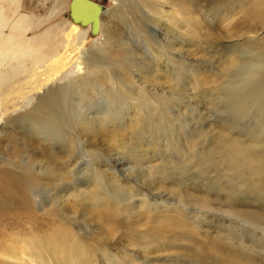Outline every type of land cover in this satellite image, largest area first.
<instances>
[{
  "label": "rangeland",
  "instance_id": "obj_1",
  "mask_svg": "<svg viewBox=\"0 0 264 264\" xmlns=\"http://www.w3.org/2000/svg\"><path fill=\"white\" fill-rule=\"evenodd\" d=\"M70 1L0 0L2 35H10L16 42L29 40L26 49L36 48L44 53L42 62L27 59L22 66L23 74L20 73L11 81L13 87L0 90V128L2 127L0 182L13 173L19 175L20 168L17 169V166H21V170H31L38 177L39 183L41 181L40 185L38 183L39 187L34 188V195L29 198L32 203L33 201L36 203L33 209L28 207L27 202L15 199L14 195L0 203V252L14 243L15 239L22 241L17 247L25 248L28 243H25V239L60 230L73 234L78 241L86 245L87 257H90L93 264L106 263L104 261L106 257L100 251L104 249L103 245L106 246L107 258L119 257L121 260H128L129 264H188L191 252H196L200 244L214 236L227 234L232 243L238 244L239 241L249 247L248 253L256 264H264V235L246 224L235 221L228 214L229 204H233L235 210L248 208L246 202H253V206H257L264 203V194L245 192L235 194L228 200L225 188L219 187L227 176L222 175L225 177L223 179L218 177L217 180L214 178V172L208 170L210 165L216 166L222 172L227 169L222 145L228 143L230 139L242 144L248 143L250 135L257 134V130L264 128L260 127V124L264 123L261 116L253 113L245 117H235L224 103H220L218 97L220 93L218 88L222 87L225 81L236 80L244 67L258 59L235 51L264 43V32L261 34L264 21L261 23L254 20L242 21L256 17L253 8H250L249 17L244 11L241 12L244 0L239 3L228 0H197L198 4L194 8L188 7V0L184 3L177 0H157L161 12L155 14L150 12L142 2L140 8L133 13L134 17H137L136 20H141L142 24L140 28H135L130 23L132 13L123 14L125 12L123 8V12L117 14L115 11L118 5L113 0H92L102 7V13L99 34L91 36L89 26L82 27L69 18ZM182 9L185 10V15L178 13ZM200 9L208 19L207 28H202L203 15L196 12ZM175 12L178 16L173 22H177L180 17L185 22V26L182 24L180 26L185 27L181 34L189 41L184 47L190 49V52L183 55L184 60L176 61L170 56L163 55L162 60L157 63L154 59L155 50H160V45L167 42L166 30L168 26L172 27L169 21L173 20L172 14L175 15ZM120 14L123 15L121 19ZM230 14L233 21L227 24ZM194 18L199 22L192 28L188 25ZM75 26L77 31L73 30ZM80 30H87L89 40L79 47L75 37ZM107 34H116L128 42L129 49L133 52L129 58L137 65L136 68H131L128 65L129 61L125 62L122 57L108 58L109 68L116 72V79L121 80V84L127 85L126 81L130 85L129 82L132 81L135 88L139 87L138 85L144 81L141 80L144 76L139 73L140 67L143 69L145 66L144 69L148 67L162 72L151 74L155 80L157 79L154 83L157 90H152L154 85L150 83L143 87L146 94L160 93L174 113L177 111L176 114H183V119L175 120L176 124L179 122L176 126L181 133L179 145L182 149L178 154L174 153L172 147H165L163 137L156 143L147 140V143L152 145L158 143L157 146H152L155 152L153 153L151 146L146 142L139 144L136 140H130L122 130H116V134L111 135L110 128L113 129V126L103 128L98 125L84 136L78 134L79 140L83 143L81 147L83 152L80 155L82 160L77 162V159L74 163L69 161L64 153H60V148L54 144L50 145L52 148L50 149L45 144L31 143L26 139L27 135H22L27 130L28 122H22L18 117L28 110L33 102L25 106L22 101L26 95L23 96L21 95L23 92L17 93L16 90L28 86L33 79L47 80L46 89L70 85L80 80L86 74L85 70L80 71L77 66L81 58L80 52H88L87 55H91L90 60H98L108 55L103 51L104 36ZM182 47L176 44V48ZM63 57L64 61L61 60ZM4 58L0 56V69L3 68V64L9 62ZM263 59L264 55L261 61ZM171 60L175 61L174 64L170 63ZM176 64L179 71L184 72L180 76L181 79L178 77L180 88L178 86L172 90L171 84L167 83L169 81L164 80L163 70L164 65L172 67ZM150 69L148 70L151 71ZM105 88L108 89L107 85ZM42 93L43 91L36 96L39 97ZM105 101V97L98 96L93 104L79 110L78 114L94 122L101 113L106 115ZM121 102L123 105L118 111L121 113L119 115L131 114L133 102L128 95L121 99ZM21 105L22 107L24 105V108L20 107ZM185 106H188L189 110ZM127 115H124V119H128ZM117 127L118 125L114 124V128ZM70 129L75 134L77 126L69 125L64 132L68 136L66 138L71 136ZM201 132L206 136L201 137ZM41 147L49 149L42 152L44 149ZM144 149L149 151L146 156L142 154ZM194 153H201L202 160L206 157L203 160L207 167L206 171L200 172V169L194 166L195 159L190 156ZM117 160H131L130 164L135 161L134 165H131L134 170L126 174L120 173L122 167ZM167 164L174 169H163L162 167ZM124 166L126 171L129 165ZM146 166L152 167L148 175H145L143 168ZM77 167L79 171L77 170L75 175L73 172ZM93 169L97 171L96 177L102 178L100 171H106L110 174L108 177H112L120 184V190L113 192L117 194H109L106 200L100 189L87 185L85 181ZM161 170H165V174L171 177V180L162 182L160 174H152L160 173ZM101 182L107 183L105 178H102ZM71 187L87 191L89 196L83 200L74 199L68 196L73 191ZM12 188L15 190L16 187ZM26 188L27 186L24 190ZM180 192L190 193L192 196V199L189 198L185 202L188 204L187 209L176 208ZM128 194L136 196L128 200ZM117 195L122 200L114 197ZM156 195L164 197L158 198ZM52 197L53 199L63 197V200L55 204L51 202ZM94 197L101 202H95L96 200L92 199ZM254 200H258V203ZM241 202H245L243 206H240ZM158 231H163V236L156 242L149 236ZM38 254L35 251V255Z\"/></svg>",
  "mask_w": 264,
  "mask_h": 264
},
{
  "label": "bare ground",
  "instance_id": "obj_2",
  "mask_svg": "<svg viewBox=\"0 0 264 264\" xmlns=\"http://www.w3.org/2000/svg\"><path fill=\"white\" fill-rule=\"evenodd\" d=\"M113 1L118 5L115 11L117 14H119V12L121 11L123 12V8L125 10L123 14L127 15L129 13H132V20L130 21V23L135 28H140L142 25L140 22L141 20H136L137 17H134L133 15V13H135V11L140 8L142 2L146 4V7L150 12H153L154 14L156 12H161V8L157 0ZM177 1L179 3H184L186 0ZM228 1H235L236 3L241 2V0ZM244 2L245 3L241 6L242 9H240L241 12L244 11L245 15L248 16L251 12L250 8H253V13L256 15V17L250 18L248 16V19H243L242 21L254 20L258 23L263 22L264 0H244ZM197 4V0H188L189 8H194L197 6ZM196 12L200 13V15H203L202 28H207L209 26V22L206 14L201 11V9L200 11L198 10ZM178 13L180 15L186 14L185 10L183 9ZM178 13L175 12V15L172 14L174 18L172 21H169L172 27L166 26L167 33H165L166 37L168 38L167 42L163 45H160V50H155L154 59L157 61V63L158 61L162 60L163 55L170 56L171 59H174L176 61H181L183 59V55H187L185 53L190 52V49L184 47L188 44L189 41L186 40V38L181 34V32L185 28L180 27L181 24L182 26H185L183 18L180 17L177 22H173L175 20V17L178 16ZM122 17L123 15L120 14L119 19H121ZM228 20L229 21H227V24L233 21L232 15ZM198 22L199 20L197 18H194L193 22L188 26L195 28L194 24ZM2 23L3 22L0 19V27ZM76 29L77 27L75 26L73 30L75 31ZM263 32L264 29L261 34ZM44 35L45 33L41 36L43 37ZM169 35H171V37H169ZM88 36L89 35L87 30L78 31V34L75 38L78 41L77 44L79 47L82 46L86 40H89ZM12 39L13 38L10 35H2L0 29V56L5 57L4 59H7L9 61L6 64H3V68L0 69V90L3 91L4 88L6 89L9 86L13 87L11 85V81L14 80L15 77H18V75H20V73L24 71V68L22 66L27 59H34L36 62H42L44 60L43 52L37 50L36 48L26 49L28 48L27 44L29 43V40H21L19 42H16ZM104 40L105 43L103 51L108 55L104 56L103 58H97L98 60H90L91 58L89 57L91 55H87L88 52H80L81 58L79 59L80 61L77 62V66L79 67L80 71L85 70L84 72L86 74L75 83L59 87H48L46 89L45 84L47 83V80L33 79L31 80L32 82L28 84V86H23L19 90H16L17 93L23 92L21 93V95H26L24 98L22 96V102H24L25 106H28L31 102H33L31 107L18 117L22 120V122H28V126L26 125L27 130L23 132L22 135H27L28 138L27 136L25 137L31 143H35L37 145L45 144V146L48 145L50 149H52L50 145L54 144L56 147H58V149L60 148V153H64L67 156L68 160L73 161L74 163H76L77 159V162L82 160L80 158V155L81 152H83V149L81 148L83 146V143L79 140L78 136H84L85 134H88L92 129L98 127V125L103 128H110L113 126V129L110 128L111 135L116 134V130H122L124 133L126 132V137H130V140H136L137 143L139 142V144L145 142L147 143V140L156 143L161 137H163L165 140V147H172L175 150L174 153L178 154L182 148L179 145L180 129L176 126L179 122L176 124L177 121L175 120L183 119V114L179 113V111V114H176V110V112L174 113L171 110L169 104H167L165 97L161 96L160 93L157 94L156 92H151L150 94H146L143 87V85H145L146 83H150L154 85L152 90H157L158 88H155L154 84L156 83L157 79L155 80V78H153L151 74L157 73L159 71H157L156 69H150L148 67L147 69H144L145 66L143 67V69L142 67H140V71L139 69L138 71L141 75L143 74L144 76L142 79L140 78L141 80H144L142 83H140V85H138L139 87L141 86L140 89L139 87L135 88L134 82L132 81L129 82L130 85L126 81L125 83H127V85L121 84V80L116 79V72L109 68L108 60L113 57H122L125 62L129 61L128 65L131 68H136V63L134 64L130 60V56L133 52L129 49L128 42L124 41L120 37H117L116 34H107L104 36ZM176 44H179L183 47L176 48ZM183 49L186 51H183ZM235 52L246 53L252 58H258V61L256 60L255 63L249 64L244 67L243 71H241L240 75L237 76L236 80L232 82L225 81V84L222 85V87L218 88V91L220 92L218 96L220 99V103H224V105H226V107L230 109L231 114L235 117H245L254 113L264 119V59L261 61L262 56L264 55V43L248 46L247 49H244L242 51L236 50ZM100 57H102V55ZM63 59H65V57L61 58V60ZM61 60L59 61L61 62ZM166 61L169 62V60ZM174 62L175 61L173 60L170 61V63L172 64H174ZM165 65V70H163L164 76L163 74H161L164 77V80L169 81L167 83L171 84L170 89L173 90L178 86L180 88V80L178 79V77L180 78L184 71H179L180 69H178L177 64L176 66L173 65L172 67H165ZM148 69H150L151 71H149ZM119 70L123 69L119 68ZM36 74L32 75L35 76ZM190 83L191 82L189 81L188 84ZM105 85H107L108 89L105 88ZM15 89H13V92L16 93ZM41 91H43L42 95H39V97H37L36 95ZM126 95H128V97L133 102V112L129 115L124 114L128 116V119H124V115L122 114L120 116L119 114L121 113L118 112L123 105L121 99H123ZM98 96H103L106 98V101L104 102V105L106 107V115H102L104 113H101L100 117L95 118L93 122V120H91L90 118L82 117L80 114H78L79 110L93 104ZM129 102L131 101L129 100ZM180 103L183 104L181 100ZM24 105L23 107L22 105L20 107L24 108ZM188 106H185V108L189 110ZM79 115L80 117H78ZM116 118H118L119 120H116ZM71 124L77 126V131H75L76 135L73 133L72 129H70V131L72 132L71 136H69V138H66L68 136H66L64 132ZM114 124L118 125L116 129L114 128ZM262 124H260V127L263 128L264 123ZM1 129L2 127L0 128V131ZM257 131V134L250 135V138L247 140L248 143L242 144V142L230 139L228 143L221 146L222 154L223 157H225L227 168L224 170V172H222L216 166L211 165L208 169L214 172L215 179H217L218 177H221L223 179V177L227 176V178L225 177V181H223V184L221 183L222 186L219 185V187L225 188V190L227 191L226 198L228 200L232 199V196L239 193L244 194L245 192H250L252 194H264V128ZM67 135L69 134L67 133ZM200 136L205 137L206 135L201 132ZM140 137H142L143 139H140ZM75 143L77 146L75 145ZM147 144L151 146V151L155 153L152 146H157L158 143L152 145L148 142ZM41 148L44 149L42 152H45V150L49 149L47 147ZM148 153L149 151L145 149L142 152L144 156L148 155ZM52 154L53 156L55 155V153ZM191 154L190 156L195 159V163H193L194 166H197L200 169V172L205 169L207 170L206 165L203 164V160L206 159V157H203L202 160L200 159L201 153H194L193 155ZM205 154L206 152L203 155ZM130 161H116L122 167L120 169V173L126 174L127 172L134 170V167L131 165H134L135 161H132L133 163L131 162V164L129 163ZM93 164H95V162L92 163V165ZM124 164L129 165V168H126V171L124 169ZM11 166L14 167V165ZM18 168H20L19 175L13 173L11 175H8L4 181L0 182V203L10 195H14L15 199L18 198L20 199V201L27 202L28 207L33 209V206H35L36 203L34 204V201L32 203L29 198L34 195L33 190L34 188L37 189L39 187L41 181L39 183L38 177L31 170H21V166H17V169ZM143 168L145 175H148V172L152 170L151 166H146ZM162 168L169 170L174 169V167H170V164H167V166H163ZM175 169L178 170V168ZM77 170L79 171V167H77L76 171H74L73 174L76 175ZM96 172L97 171H95V169L92 170L88 179L85 181L87 185H93L94 188L100 189L101 195H104L105 199L108 198L109 194H117L113 192H118L120 190V184L112 177H108L107 175L110 174H107L106 171H100V173L102 174V178H105L107 181V183H102V178L96 177ZM165 172V170H161L160 173L152 172V174H160V179L162 182L171 180V177H167ZM171 174L173 175L174 173L172 172ZM222 175L225 176L222 177ZM21 179H24V181H21ZM173 182H176L175 184H178L177 181ZM21 183H23V186H21ZM12 186L16 187L15 190L14 188H12ZM25 186H27V188L24 190ZM71 189L73 191L68 196L73 197L74 199L79 198L83 200L84 198L89 196V194H87V191H80L76 187L74 189L71 187ZM42 190L46 192L43 188ZM189 194L186 192H180L176 203L177 209H179L180 207H187L188 204H185V202L189 198L192 199V196ZM128 195V200L136 196L132 194ZM156 196L158 198L164 197V195ZM114 197L119 200L121 199V197L118 195ZM62 198L58 197L56 199H53L52 197L51 202L58 204L59 201L63 200ZM92 199L96 200L97 198L94 197ZM95 202H101V200H96ZM245 202L239 203L240 206ZM254 202L258 203V200H254ZM245 205L248 206V208L246 207V209L235 210L233 209V204H229V217H231L235 221H239L252 227L254 231H260L264 235V203H259L257 206H253V202H246ZM152 208L156 209L155 206H152ZM126 209L129 210L130 208ZM151 235L152 236L149 237H152L156 242H159V238H162L163 236V231L153 232L151 233ZM180 235L184 234L180 233ZM231 240L232 239L227 234L217 235L210 238L207 242L200 244L196 252H191V258L187 260V263L256 264L251 258L250 253H248L249 247L247 245L239 241H236L238 244H234ZM24 241L25 243L28 242L25 248L17 247V244H20L22 241L15 239L13 241L14 243L9 245L7 249L1 250V264H93L90 257H87V250H85L86 245L83 242L78 241L77 238L69 232H61L60 230L58 232L49 231L48 233L45 232L40 237H33L32 239L27 238ZM102 247L104 249L100 251L102 252V255L106 257L104 258V261L106 262L105 264H129L128 260H121L119 257H116L115 259L107 258L106 246L103 245ZM57 248L61 249L57 250ZM35 251H37L39 254L35 255ZM78 255H80L81 258Z\"/></svg>",
  "mask_w": 264,
  "mask_h": 264
},
{
  "label": "water",
  "instance_id": "obj_3",
  "mask_svg": "<svg viewBox=\"0 0 264 264\" xmlns=\"http://www.w3.org/2000/svg\"><path fill=\"white\" fill-rule=\"evenodd\" d=\"M102 7L92 0H71L69 18L82 27L90 28L91 36L99 34Z\"/></svg>",
  "mask_w": 264,
  "mask_h": 264
}]
</instances>
